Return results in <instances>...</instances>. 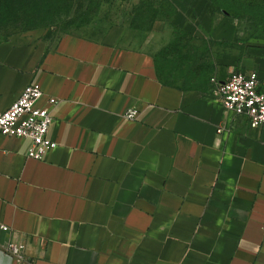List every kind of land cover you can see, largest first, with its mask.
<instances>
[{
  "label": "crops",
  "instance_id": "1",
  "mask_svg": "<svg viewBox=\"0 0 264 264\" xmlns=\"http://www.w3.org/2000/svg\"><path fill=\"white\" fill-rule=\"evenodd\" d=\"M168 1L189 39L177 71L194 74L179 82L120 33L0 41V112L31 84L41 105L58 101L44 160L0 139V264H25L9 242L33 264H264V134L227 114L211 81L261 69L264 47L233 52L229 17Z\"/></svg>",
  "mask_w": 264,
  "mask_h": 264
},
{
  "label": "rangeland",
  "instance_id": "2",
  "mask_svg": "<svg viewBox=\"0 0 264 264\" xmlns=\"http://www.w3.org/2000/svg\"><path fill=\"white\" fill-rule=\"evenodd\" d=\"M141 1L0 0V41L29 38L50 45L72 34L99 40L120 33L126 44L151 55L164 81L179 82L194 75L177 71L184 68L186 58L179 54L184 52L189 39L173 29L172 11L156 0L152 3L143 0L142 5ZM233 3L235 10L222 14L234 25L232 51L243 52L246 44L264 47V0H233ZM240 44L242 49L236 48ZM263 66L254 71L264 88Z\"/></svg>",
  "mask_w": 264,
  "mask_h": 264
},
{
  "label": "built area",
  "instance_id": "3",
  "mask_svg": "<svg viewBox=\"0 0 264 264\" xmlns=\"http://www.w3.org/2000/svg\"><path fill=\"white\" fill-rule=\"evenodd\" d=\"M211 81L222 109L233 118L246 120L250 128L260 129L264 134V88L257 73L235 71L224 82ZM43 97L39 85H28L7 110L0 112V139L28 141L26 157L37 161L44 160L46 154L57 146L48 138V133L53 122L51 111L58 101L47 98L45 105H41ZM135 117L136 111L128 110L126 118L134 120ZM0 228L8 231L5 226ZM3 251L19 263L33 264L26 259L25 247L21 243L9 242Z\"/></svg>",
  "mask_w": 264,
  "mask_h": 264
},
{
  "label": "trees",
  "instance_id": "4",
  "mask_svg": "<svg viewBox=\"0 0 264 264\" xmlns=\"http://www.w3.org/2000/svg\"><path fill=\"white\" fill-rule=\"evenodd\" d=\"M146 1V0H145ZM155 0H149L148 3H152ZM161 3L162 7H168L172 11V5L168 0H156ZM210 3L211 13H227L233 12L235 10V6L233 0H207ZM143 4V0L141 1V5ZM165 5V6H164ZM216 7V8H214Z\"/></svg>",
  "mask_w": 264,
  "mask_h": 264
}]
</instances>
